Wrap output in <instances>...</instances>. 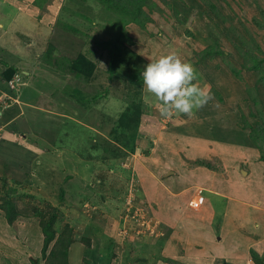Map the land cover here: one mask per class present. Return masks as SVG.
<instances>
[{
	"label": "rangeland",
	"instance_id": "obj_1",
	"mask_svg": "<svg viewBox=\"0 0 264 264\" xmlns=\"http://www.w3.org/2000/svg\"><path fill=\"white\" fill-rule=\"evenodd\" d=\"M46 1L40 9L35 0H0L1 75L9 83L21 78L16 95L33 109L17 123L26 121L40 151L13 146L0 159V203L11 200L28 216L6 225L0 264H47L37 207L47 219L57 216L58 233L73 237L69 264H264V80L258 85L257 71L243 66L252 48L264 79V0H151L145 11L152 21L143 28L111 25L98 14L86 22L63 10L64 4L74 10L72 2ZM62 20L84 33L79 40L65 35ZM117 35L124 38L112 77ZM211 45L225 55L202 58ZM172 52L194 66L200 86L214 95L193 119L161 117L143 85L144 67ZM85 61L92 75L73 72ZM133 103L141 117L136 151L117 157L123 129L113 130ZM56 109L66 118L53 117ZM229 193L238 196L235 203L227 204Z\"/></svg>",
	"mask_w": 264,
	"mask_h": 264
},
{
	"label": "trees",
	"instance_id": "obj_2",
	"mask_svg": "<svg viewBox=\"0 0 264 264\" xmlns=\"http://www.w3.org/2000/svg\"><path fill=\"white\" fill-rule=\"evenodd\" d=\"M67 1H70L74 4V7H73L74 10L73 9L70 10L71 8H70L68 3H67L68 5L64 4L63 10L70 11L75 16H80V14H82V17L85 19V21L86 22L88 21L90 23L95 22L93 20L95 18H97L96 17L97 14L100 15L99 17H101L102 20H104L105 17H109V19H106V20H108L107 22L110 23L111 25L113 24L112 20H115V22H116L114 24L115 26H120L122 24L123 25L135 24L138 27L143 28L147 24H150L152 21L149 13H147L145 11V7L150 5L151 0H67ZM162 1L167 2L166 0H162ZM46 2H47L46 0H35L34 5L39 7L40 9H42L44 7V5L46 4ZM93 3H98V5L100 6V9L98 12H95ZM121 17L124 18L122 23H120L121 22L120 20H122ZM259 21L258 20L256 21L257 24L259 23ZM59 23H61V19L58 18V24ZM61 25H63L65 35L69 39H71L72 41L79 40L80 37L82 36V34H84L81 31H79L76 27H74L72 24H68L67 22H64V20H62ZM78 35H81V36L78 37ZM125 35H127V34H125ZM123 38L124 37H122V35L121 36L117 35L116 41L113 43V47H110L113 54L115 53L114 56L112 57L113 58L112 66L110 67V70H112L111 71L112 77H114L116 75L114 73V70H113L114 65H115L114 63L117 60V56H115V55L119 52L118 44H120L122 42ZM105 47L109 48V44L107 43V45ZM214 48L215 47L213 45L208 46V48L202 52L203 53L202 58L205 57L208 60V59H211L215 56L225 55L224 51H222L220 49H214ZM247 48H248L247 51L243 55V57H244L243 58V60H244L243 66L247 70L257 71V73L259 74V81L257 82V84L259 83L258 85H260V81L264 80L263 77H260L261 76L260 75V72H261L260 68H261V63L263 60H259L260 57L258 58V55L252 50V48H249V47H247ZM92 67H93V64H91L89 61H85V63H83L81 66L78 63L76 65L75 69L73 70V72L77 73L78 75H80L82 73H88V74L92 75L93 74V71H91ZM227 67L235 76H238L239 78L241 77L240 70L236 69V67H234L232 64L229 63V66H227ZM12 68H14V66ZM246 92L248 93L250 100L252 101L254 106H256L255 104H259V99H258V96L256 94L257 93L256 92V86H253V87L250 86L249 88H247ZM137 107L138 106H135V103H133V108L129 107V105H128L127 109L123 113H121V115L119 116L116 129L113 130V132H118L120 129H123L122 134H120L119 136H116L114 134V136L120 137V139H121V143H120L121 147H119L120 150L118 151L117 157H123V156L131 155L132 153H134L136 151L135 146H136V142H137V133L139 132L140 121H141V117H137V115L133 112ZM139 109H140V107H139ZM139 118H140V120H139ZM259 129H260V131L264 132V127L263 128L260 127ZM187 130H185V132H183L181 134H178V136L182 137L183 135H185V133H187ZM126 133H127V135H126ZM173 133H174L173 135L176 134L175 132H173ZM185 141H187V137H186ZM181 144L184 145V150L188 151L186 146H185L186 142L181 143ZM187 155H190V154H187ZM106 156L108 157L110 155L107 153ZM184 156H186V155H184ZM261 160L264 161V158L262 157ZM243 165H246V164H243ZM198 166H200V167L204 166V167L211 169V167H209V165H206L205 163H202V162H200ZM137 169H138V167H136L134 169V175L136 176L137 180H139L138 178L143 176L141 174L142 169H140V173H139V171L137 172ZM239 169H240V167H239ZM231 171H232V173L236 172L234 168H232ZM214 178H221L219 180V183H225L222 181V178H224L223 175H221V176L216 175ZM153 181L154 180L151 179L150 184H152L153 186H155L158 189V190L154 191L155 192L154 198L158 199L159 197H161V194L159 193L160 188H158L157 184H155ZM205 185H208V184L205 183ZM208 186L210 187L208 189L212 190V187L210 185H208ZM61 191H62V194L59 196V199L62 201L64 194H65V190L61 187ZM147 192H149L148 189H147ZM151 193H153V192H151ZM166 193L167 192L164 191V194H166ZM202 193H203V191H202ZM202 193L200 195L198 194L197 196L199 198H201ZM234 196L238 198V196L229 193V197L231 198V201L227 200L228 201L227 204L232 203V202L235 203V201L233 200ZM229 197L227 199H230ZM203 201H205V199H202V202ZM23 215L27 216L26 214H21L20 212L15 211V205H14L13 201L7 200L5 203L1 202L0 203V236H2L3 233H7V227L8 226H6V225H12V224L14 225L15 221L18 220L19 217L23 216ZM33 216L39 220V226L38 227H39V229H40V231L44 237L42 254H43L44 259L46 260L47 264H60L61 261L63 262L62 264H69L70 246L72 243H74L73 237L70 236L68 233H66V231H63L61 233L57 232V228H55V224L57 221L56 215L49 216L47 219L44 210L42 208L37 207L34 209ZM34 217H32V218H34ZM172 221H174L173 218H172ZM175 222H176V219L173 223H175ZM175 224H177V223H175ZM197 227H198V225H197ZM201 227H202V225H201ZM199 232L201 233L200 236L206 235L205 230H203V232H201V231H199ZM50 247L52 249H51L50 253L47 254L48 249ZM35 264H36V262H35Z\"/></svg>",
	"mask_w": 264,
	"mask_h": 264
},
{
	"label": "clouds",
	"instance_id": "obj_3",
	"mask_svg": "<svg viewBox=\"0 0 264 264\" xmlns=\"http://www.w3.org/2000/svg\"><path fill=\"white\" fill-rule=\"evenodd\" d=\"M141 75L144 87L155 97L159 114L165 119L173 116L193 119L214 100L210 89L198 83L194 66L184 62L175 52L147 64Z\"/></svg>",
	"mask_w": 264,
	"mask_h": 264
},
{
	"label": "crops",
	"instance_id": "obj_4",
	"mask_svg": "<svg viewBox=\"0 0 264 264\" xmlns=\"http://www.w3.org/2000/svg\"><path fill=\"white\" fill-rule=\"evenodd\" d=\"M12 62H13L12 64H16L15 61ZM8 66L11 67V64ZM5 68L6 67H4V65L3 66L1 65L0 67V159L1 158L8 159L6 154H8L9 151L11 152V148L13 146H22V149H24V151H26L28 154L30 153L39 154L40 151H38L37 153V147H38L37 142H34V140H30L31 138L29 135L31 131L27 127L26 121L23 122L21 121L20 125H18L17 123L20 119L22 118L25 119L27 117V112L25 109L32 108L33 106L28 102L20 100L19 97L16 95L17 89L12 88V86L8 81L5 82L3 76L1 75L2 70L3 73L6 71L4 70ZM19 85L20 84L18 83V86ZM8 88L10 89V91ZM44 111H47L48 113L51 110L46 109ZM51 113L53 114V117H57V116H62V118L65 117V115L63 113L60 114L59 110L57 109L53 110ZM70 117L75 118L79 125L83 124L79 119V115L73 116L72 114ZM83 125L86 126L85 124ZM19 126H21L22 128L21 130L18 128ZM18 133H20L21 135L18 136L17 135ZM178 140H179L178 142H180L181 137H178ZM49 144L50 146L53 147L55 146L51 142H49ZM57 148L60 149V147ZM42 150H43L42 153L44 154L46 153V151H50L49 149H44V148H42ZM34 158L35 157H32V159ZM228 200L231 201V198Z\"/></svg>",
	"mask_w": 264,
	"mask_h": 264
},
{
	"label": "built area",
	"instance_id": "obj_5",
	"mask_svg": "<svg viewBox=\"0 0 264 264\" xmlns=\"http://www.w3.org/2000/svg\"><path fill=\"white\" fill-rule=\"evenodd\" d=\"M18 82H20V77L17 76V75H15V77L11 80L10 85L12 86V88H16ZM201 193H202V192L200 191L199 195H200ZM198 199H200V200L202 201L201 198H198ZM199 204H200V202H198V201L195 199V200H194V206H195V207H198Z\"/></svg>",
	"mask_w": 264,
	"mask_h": 264
}]
</instances>
